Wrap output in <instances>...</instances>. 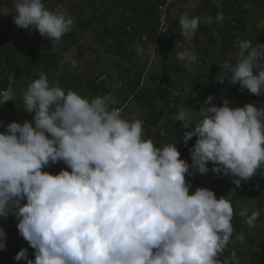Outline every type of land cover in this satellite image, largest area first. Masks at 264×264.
Instances as JSON below:
<instances>
[{
	"label": "clouds",
	"instance_id": "obj_1",
	"mask_svg": "<svg viewBox=\"0 0 264 264\" xmlns=\"http://www.w3.org/2000/svg\"><path fill=\"white\" fill-rule=\"evenodd\" d=\"M14 7L18 28L34 29L52 44L72 30L73 20L46 8L43 0H15ZM204 19L213 22L211 16ZM201 20L182 15L181 35L192 40ZM223 20L222 13L214 18L216 23ZM198 59L189 50L178 55L181 62ZM216 79L264 94V44L241 41L236 63H225ZM15 95L11 87L0 90V105L14 101ZM21 96L23 110L34 116L0 132V218L11 214L18 220V233L34 249L35 259L21 249L15 260L220 264L217 256L233 237L232 205L207 188L189 194L192 186L185 177L207 174L211 162V171L230 176L237 188L249 181L264 165V107H230L226 99L217 107L209 96L195 125L189 108H181L175 120L186 129L183 143L197 138L189 149V164L180 159L176 142L158 147L143 138L145 122L125 119L122 109L112 107L111 95L89 101L41 75ZM59 162L71 171H42ZM258 216L251 213L249 226ZM6 240L0 228V251Z\"/></svg>",
	"mask_w": 264,
	"mask_h": 264
},
{
	"label": "trees",
	"instance_id": "obj_2",
	"mask_svg": "<svg viewBox=\"0 0 264 264\" xmlns=\"http://www.w3.org/2000/svg\"><path fill=\"white\" fill-rule=\"evenodd\" d=\"M64 1L43 0L45 6H52L49 7L50 9L63 4ZM167 1L169 0H118L115 10L110 8L107 14L98 15L94 7L97 0H81L82 7L71 5L69 13L77 20L83 18V21L78 22L77 25L84 32L88 31L87 29L90 26H95L92 31L97 32V35H103L105 38L110 39L118 61L128 60L131 57L127 48L134 43H140L144 47L155 44L156 62L152 69L162 65L164 72L159 76L155 70L156 68L150 69L146 73V78L144 77L145 80L143 79V85L140 87V79L147 67V62L141 66V72L138 74L136 81L131 82L128 87V95L124 99L128 103V107L125 109L123 116L128 120H143L145 122L143 138L149 139L152 137V141L158 147L176 142V147L181 153L180 159L191 164L189 149L190 146L195 144L197 138L192 137L185 146L182 137L186 130L182 122L175 120V116L181 108L187 107L189 108L187 110L191 113L192 125L197 124L202 118L200 109L204 100L209 96L213 97L211 102L213 106H222L225 99L229 101L230 106L232 91L238 90L240 85L239 83L230 84L228 81L218 82L216 79L220 71L218 64H223L221 68L224 70L225 63H236V59L227 60L223 57L226 37L232 39L231 34L234 31L238 32V30L244 29V22L247 19L246 15L241 13L240 8L228 3V0H213L219 3V10L213 7L212 3H207L212 8L210 11H207V7L200 6L195 11V16L201 18L202 16L205 18L211 16L213 22L206 25L202 24L197 30L203 38L198 43V49L193 51L199 58L198 62L195 64L188 63L187 65L177 62L171 63L169 59L171 51L176 46L177 41L183 38L179 20L172 21L170 25L168 24L165 34L161 35L157 42L154 41L157 33V8ZM9 3L0 0V10L7 7L9 11L14 12L12 1L10 0ZM171 4L167 9L168 21ZM139 5L141 7H138ZM87 12H89L88 15H86ZM218 13H222L224 16L222 23L214 22V18ZM113 18L115 21L109 22V19L112 20ZM0 20L5 25V27L0 28V90L11 87L16 94L14 101H8L6 104L0 105L4 109L16 107V110L11 112L10 118L0 114V132H3L11 122L23 124L26 120L32 121L34 113H27L23 110L21 93L30 82L41 75L46 76L50 84L59 82L61 88L66 91L70 89L81 97H84L82 89H86L91 100L97 95H105V74L99 73L92 76L93 74L90 73V79H84L83 81L77 77V71L85 65L83 61L89 48L79 43L78 38L71 32L65 34L61 41L52 44L50 40L41 37L33 29L30 42L22 44L20 42L22 38L20 28L15 34L16 36H10L7 32L10 26L15 25L13 18L4 19L0 11ZM98 23H102L100 27L97 26ZM248 41H251L254 46L264 44V31L261 33L258 30L255 31ZM23 47L26 48L25 51H23ZM63 50L73 51L75 55L67 64L61 66V72H57L60 62L64 60L63 55L59 52ZM218 60L219 63L217 64ZM73 61L76 62V67H73ZM115 66L118 67L119 64H115ZM204 68H210V70L205 71ZM101 77L104 79L99 81ZM180 77L188 81L186 85H182ZM149 80L150 83L147 84ZM173 80L179 85V91L176 95L171 93L174 90ZM251 99L252 104H255L257 108L264 107V94L260 96L252 94ZM117 102L123 103L124 101L119 100ZM134 111H138L141 117L137 116V113L134 114ZM129 113L133 114V119H130L131 115L126 117ZM194 113L196 116L192 115ZM158 125L161 126L160 132L151 135L150 130L158 127ZM190 130H194V127ZM62 163L50 164L42 171L52 175L58 174L61 170L71 171ZM213 166L209 162L207 164L209 169L207 174L197 173L192 176L200 180V178L212 174L216 184H226V189L231 191L240 189L238 205L232 206L233 218L231 223L234 229L231 240L232 247L219 253L217 259L220 264H264V165L256 171V174L249 181L241 182L238 188L232 183L230 176L213 173L211 171ZM186 176L189 175L186 174ZM208 189L217 195H221L223 192L218 191L215 187ZM250 199L255 203L254 211L259 212L253 226H249L247 223L252 212L249 214L243 212V209L247 206V200ZM17 224L18 220L11 214L6 218H0V228L4 229L7 235L6 248L0 251V264H25L23 259L15 260L21 249H27L28 253L34 255V249L19 235ZM241 236L243 240L240 239Z\"/></svg>",
	"mask_w": 264,
	"mask_h": 264
},
{
	"label": "rangeland",
	"instance_id": "obj_3",
	"mask_svg": "<svg viewBox=\"0 0 264 264\" xmlns=\"http://www.w3.org/2000/svg\"><path fill=\"white\" fill-rule=\"evenodd\" d=\"M9 3L10 0H3V2ZM12 5H15V0H11ZM81 0H65L63 4L56 6L52 9L49 7H52L50 5H47L46 8H48L51 11L60 12L63 13L67 18H71L73 20V26L72 30L70 31L73 35H75L79 43L85 45L89 48V50L86 52L84 63L78 71H77V77L80 78V80L84 79H90V73H92V76H96L97 74H105V95H111L114 99V101H119L126 99V95H128V87L130 86L131 82L136 81V78L138 74L141 72V66L147 62V67L145 68L144 72L142 73V78H144L147 74V72L152 69L153 66H155L154 63H149V57L150 53L152 51L153 45H148L147 47H144L140 43H134L131 46H128L127 50L129 55V59L127 60H120L118 61L115 57L114 49L112 47V41L110 39L105 38L103 35H97V32L92 31V29L95 28V26H90L88 31L84 32L79 25H77L78 22L83 21V18L80 20H77L69 13V7L71 5H75L78 7H82ZM171 6L169 8V21L168 24L170 25L172 21L179 20V18L182 15H189V16H195V11L200 6L207 7V11H210L212 8L207 3H212L213 7H216L219 10V3L214 2L213 0H175L172 1ZM228 3H232L236 7L240 8L241 13H244L246 15V19L244 22V29L234 31L232 35V39H228L226 37V44L224 48V58L227 60H234L237 59V53H238V46L239 43L243 40H249L251 39L253 33L255 31H259V33L264 31V0H228ZM10 4V3H9ZM138 7H141L140 5ZM1 13L4 19L13 18V14L15 12L9 11V9L1 8ZM87 11V9H86ZM89 12H87L86 15H88ZM205 17L202 16V20L200 25L207 23L205 22ZM108 22V21H107ZM4 23L0 20V28L5 27L3 25ZM19 28L14 25L10 26L8 28L7 32L10 36H13L17 33ZM20 32L22 35V38L20 39V42L22 44H28L30 42L31 36H32V30L27 29H21ZM91 31V32H90ZM16 36V35H15ZM203 38L199 35L198 32H196L195 37L192 40H186L184 37L182 39H179L177 41L176 46L171 51V54L169 56V59L171 63L177 62L181 63L182 65H187L186 62H181L178 60V55L180 52L184 50H190L191 52L198 49V43ZM26 48L23 47V51H25ZM64 57V60H62L57 68V72H61V66L67 64L70 60L74 57L73 51L63 50L59 51ZM217 64L219 63L216 62ZM115 64H119L118 67L115 66ZM220 64V65H219ZM219 73L222 70L221 63H219ZM154 67L153 69H155ZM152 69V70H153ZM205 71H209L210 68H204ZM160 76L164 70L162 68V65L158 66L155 69ZM254 74H258L254 70ZM146 78V77H145ZM182 81V85L187 84V80H185L183 77H180ZM145 80V79H144ZM174 81V80H173ZM144 82V81H143ZM147 83V82H146ZM150 83V80L147 84ZM82 93H84V97L86 100L91 101L88 92L86 89H82ZM179 91V85L174 81V90L171 91L173 95H176ZM252 94L247 90L240 91V88L238 90L232 91V99L230 103V107H243L245 104L253 103L251 99ZM16 107H12V109H4L0 106V114L2 116H5L7 118L11 117V112L15 111ZM135 110V109H134ZM137 116L141 117L140 113L138 111H134ZM130 116V119H133V114L129 113L126 115ZM195 115L196 114H192ZM162 125V124H160ZM160 125L158 127L153 128L151 131V135H155L157 132H160ZM185 129V128H184ZM186 130V129H185ZM152 140V137L150 138ZM192 147V146H190ZM64 165V163H62ZM186 181H189L191 183V190L189 194H192L193 191L197 187L202 188H212L215 187L218 191H223L221 195H216V198L219 199L220 197H225L232 206H237L239 202V193L240 189L236 191H231L226 189V184H216L215 180L213 178L212 174H209L203 178H200V180L195 179L192 175L186 176ZM22 203H26V201H22ZM247 206L243 209L244 213H251L254 211L255 203L252 199L247 200ZM10 225V224H9ZM229 247H232L231 242L229 245L224 249L226 251ZM28 258L34 260L35 256L33 254L28 253ZM25 264L27 262L25 261Z\"/></svg>",
	"mask_w": 264,
	"mask_h": 264
},
{
	"label": "built area",
	"instance_id": "obj_4",
	"mask_svg": "<svg viewBox=\"0 0 264 264\" xmlns=\"http://www.w3.org/2000/svg\"><path fill=\"white\" fill-rule=\"evenodd\" d=\"M172 2V0L167 1L166 3H164L163 5L159 6L157 8V14H156V24H157V33L156 36L154 37V41L157 42L159 37L163 34H165L166 30L168 29V14H167V9L169 7V4ZM154 48H155V44H153L152 46V51L150 53V57H149V63H155V55H154ZM190 51V50H189ZM195 64V63H194ZM104 78L101 77L99 79V81L103 80ZM143 79L141 77L140 79V84L139 86L141 87L143 85ZM112 107H116V108H120L122 109V113L124 115L125 113V109L128 107V103L127 102H117L115 101L114 104L112 105Z\"/></svg>",
	"mask_w": 264,
	"mask_h": 264
},
{
	"label": "crops",
	"instance_id": "obj_5",
	"mask_svg": "<svg viewBox=\"0 0 264 264\" xmlns=\"http://www.w3.org/2000/svg\"><path fill=\"white\" fill-rule=\"evenodd\" d=\"M146 1H148V0H146ZM173 1H175V0H173ZM117 2H118V0H97V4L94 6L95 9L97 10L96 13H98V15H102V14H107V12L110 10V8H113L115 10ZM140 5L142 6V4H140ZM117 9H119V8H117ZM112 21H115V19L114 18L112 20L109 19V22H112ZM101 24L102 23H98L97 26L100 27Z\"/></svg>",
	"mask_w": 264,
	"mask_h": 264
}]
</instances>
